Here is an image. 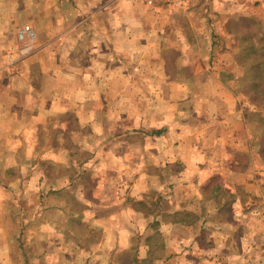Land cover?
I'll list each match as a JSON object with an SVG mask.
<instances>
[{"label": "crops", "instance_id": "1", "mask_svg": "<svg viewBox=\"0 0 264 264\" xmlns=\"http://www.w3.org/2000/svg\"><path fill=\"white\" fill-rule=\"evenodd\" d=\"M64 3L69 4L66 9H62ZM208 4L212 37L213 30L226 29V23L233 27L256 23L264 37V0H208ZM161 6H148L145 0H21L19 8L14 0H0V172L11 176L0 179V264H88L94 255L102 262L96 259L93 264H117L111 256L126 252L134 253L130 264L133 260L135 264H171L177 262L173 246L187 252L196 249L199 257L207 256L208 248L221 247L246 254L253 252L251 246L259 238L258 245L264 251V227L259 226L260 236L253 231L258 228L256 220L262 219L264 224V211L257 214L248 210L249 199L242 198V193L253 186H264L263 180H253L264 146L262 140L258 142L252 136L258 125L250 118L255 108H260L258 113L264 118V100L252 104L245 87L238 84L242 69L236 76V55L229 48L221 50L224 40L216 37L207 41L211 49L220 47L211 54L198 48L205 46L207 38L201 18L203 5L189 7L186 12L181 8L187 17L193 18L196 13L197 22L193 26L188 19V26L200 36H194L191 42L172 35L174 24L156 23L157 17H163ZM65 10L70 13L69 23H74L68 26V39L59 31L65 23L61 15ZM14 11L25 12L23 24L36 36L33 50L22 61L16 59V67L8 69L3 64L7 57L15 58L14 53L8 54L12 44L13 50L16 48L14 27L19 24L12 23ZM40 12L46 13L42 23ZM142 17L148 18V23H142ZM80 23L91 25L84 36L87 40L91 35L87 40L88 62L83 65L77 63L76 56L73 59L72 51L66 58L63 53L64 46L72 50V44L80 38L75 34ZM106 23L112 25L109 40L114 54L132 62L136 75L148 77L144 83L127 85L137 92L133 95L130 127L121 120L122 106L110 99V93L122 95L125 91V71L119 64H109L108 55L96 51V39L104 42L108 38L103 33ZM132 33L131 48L125 39ZM190 43L197 47L195 51ZM170 48L176 49L174 59L180 61L172 75L167 72L163 55ZM208 58L212 68L203 64ZM96 60L101 65L92 71ZM35 77L40 80L39 88L30 85ZM78 77L84 78L77 82ZM139 88L148 99L144 107L138 101L142 97ZM72 91H84L86 98L73 100ZM103 103L108 110L97 124L101 129L98 137H94L101 140V155L113 162V167H106L102 159L100 169L115 172L114 180L105 176L78 188L75 181L62 180L55 171L47 177L39 166L52 156L50 152L59 149L45 147L44 137L39 138L46 119L72 114L77 109H100ZM141 108L147 110L145 118L148 127L153 128L150 131L142 130L147 123ZM115 121L124 129L110 134L106 128ZM157 131L159 134H154ZM107 140H115L116 146L111 148ZM127 156L131 157L129 171L133 176L129 182L119 183L117 173L126 160L130 161ZM52 157L55 162V154ZM54 164L52 170H58ZM160 183L172 190L168 202L145 201L141 190L147 187L145 194L148 190L156 192ZM50 195L56 207L44 205ZM176 212L182 218L190 215L197 220L192 224L162 221L164 215ZM156 222L158 226L151 228ZM95 231L99 240L87 243L86 235ZM13 235H20V241L41 237L36 260L9 256L14 249ZM15 250L25 253L28 249L21 245ZM245 254H238L240 262H245ZM213 258L204 264H223L220 257ZM256 263L264 264V259ZM248 264H253L251 259Z\"/></svg>", "mask_w": 264, "mask_h": 264}, {"label": "rangeland", "instance_id": "2", "mask_svg": "<svg viewBox=\"0 0 264 264\" xmlns=\"http://www.w3.org/2000/svg\"><path fill=\"white\" fill-rule=\"evenodd\" d=\"M191 2V3H190ZM200 3H197V0H192L189 1L185 0L184 2V9L185 12L186 10L189 9V7H193V8H198L199 6L203 5L202 9L204 10V12H201V15H203L201 18L204 19L203 23L205 25V30H204V35L206 38L205 40V46L200 47V45H198V48L200 50H204L205 52H209L210 54L212 53V51L218 50L220 47L217 46L216 48L214 47V49H211V45L209 44L210 41H212V38H218L219 41H225L224 44L221 45V50H223L225 47L231 50L230 53L235 56V59L233 58L234 62H235V68H236V76L238 74L239 69H242V74L244 73V71L247 69V67L251 64H255V63H264V37L260 35V30L257 27L256 23H247L244 24L242 23V25H238V26H232V23L230 25V23H226V29L225 27H219L221 29H214L213 32L215 33V37H212L213 34L212 32L209 33L210 29V21L212 18H210L209 16V12L207 11V6L208 4V0H199ZM14 3L16 4V7H19L21 5V0H14ZM154 3H157V1H154ZM153 3V4H154ZM159 4H161L160 2H158ZM152 4V5H153ZM187 4V7H186ZM18 5V6H17ZM64 6L62 7V9H66L67 6H69V4L64 3ZM151 5V6H152ZM162 6V14L163 17L156 18V23H166L165 26L168 23H172L175 26L172 28V35L175 36L176 38L178 37H185V39H187L188 42L194 41V36H200V34L198 33V31H195V34L193 31H191V29L188 26V22L191 21L192 23H190L191 25L194 26V23H196L197 21L195 20V15L196 13H194V17L192 18L191 16L187 17L186 13L184 14V10L181 11L183 9L181 8H170L167 5L161 4ZM72 7V5H71ZM20 8V7H19ZM183 12V13H182ZM123 13V12H122ZM46 13L45 12H40V23H42V18L44 17ZM69 12L66 10L62 11L61 15L63 16L62 19L65 20V23H62L63 26L62 28L59 30L61 32V34L66 35L69 37V31H68V26L69 25H74V23H69L72 22L69 18ZM212 15V14H211ZM127 16V15H125ZM136 17V15H135ZM143 19H141L142 23H148L147 19L145 17H142ZM189 19V21H188ZM26 14L25 12H21V11H14L13 16H12V23H19L16 24L14 27V45L16 46V48L13 50L12 45L10 46V51H12L11 53L8 54V56H11L13 53V55L15 56V58H13L12 60H10L8 57L4 60V67L8 68V69H13L14 67H16V59L22 61L24 58H26V56L33 50L29 51L26 54H22L21 49L24 46L23 43L16 41V33L18 30H20L23 26H25L23 23H26ZM201 24V23H200ZM89 26H91L90 24H88ZM88 25L86 26L83 23H80V26L76 27L75 31L77 35H81L80 36V40L77 39L76 44H72V50H70L71 48H68L69 45L64 46V56L65 58L71 54H74L73 59L76 56V61L78 64L83 65L85 64L87 61V54L86 52L88 51V41H90V36L89 35V39L85 40L84 36L86 34H88L90 32V28L88 27ZM224 28V29H223ZM194 29V27L192 28ZM219 30V32H218ZM259 30V34H257ZM212 31V29H211ZM221 31V32H220ZM247 31V32H246ZM74 32V31H73ZM58 34V32H55ZM103 33L108 35L107 40H105L104 42H102L99 39H96V51L98 53L103 52V55H108L109 59L111 61H109V64H119L120 67H122V69L125 71L124 72V85H125V91H123L121 94L122 95H117L116 92L110 93L112 95H110V99H112V102L115 105H120L122 106V113L120 115H122L121 120H126L125 125L126 126H131L133 123V113H132V109H133V95H137V92L133 91V89L131 87H127V85H132V83L134 82L135 84H137V82H141L144 83V80H147L148 77L145 76H138L135 73L137 71H134V68L136 67L134 64H132V62H130L129 60H126L125 58H122L120 55L117 56L115 55V50L111 47V42L109 40V38H111L112 35V25L110 23H106V28L104 29ZM223 33V34H222ZM36 34V33H35ZM159 34V33H158ZM160 35V34H159ZM36 36V35H35ZM133 37V33L131 35V37H129L128 35H126V42ZM248 39L246 41V39ZM37 39V37H36ZM68 39V38H67ZM67 42V40H65ZM209 41V42H207ZM35 43V41H34ZM129 43V42H128ZM68 44V43H66ZM130 47L132 48L134 46L133 42L130 41ZM191 44V43H190ZM193 44V43H192ZM191 44V45H192ZM210 45V46H209ZM34 46V44H33ZM192 49L195 51V49L197 47H195V44L192 45ZM209 46V48H208ZM214 46V45H213ZM71 47V45H70ZM223 47V48H222ZM100 48V49H99ZM211 49V50H210ZM189 51L193 52L191 49H188ZM214 50V51H215ZM168 53L163 52L164 58L166 59L167 62V72L169 74H174V71L176 70V63H179L178 60L175 61L174 59V53L176 51V49L170 48V52L168 50H166ZM94 54V53H92ZM119 57V60H117V58ZM71 60V56L69 57ZM250 58V59H249ZM69 61V60H68ZM74 63V60H71ZM211 62V58H208L206 60L203 61V64L205 67H210L212 68V65H210ZM68 65V64H67ZM93 67L96 65L95 68L92 69V71H96L97 68L101 65V62H98L97 60L93 62ZM264 65V64H262ZM228 68H232V66H228ZM259 69V73H262L264 69V66L262 67H257ZM262 70V72H261ZM143 71V70H142ZM264 73V72H263ZM99 77V76H97ZM80 78H84V77H78L77 78V82L79 81ZM207 78V75L206 77ZM210 80H212L210 78ZM94 81V80H93ZM39 83L40 80L38 78L35 77V81L30 83V85L32 86H36L37 88H39ZM144 85V84H141ZM77 87H79V85H77ZM141 91V93H138L139 95L141 94V99H138V101H141V105L142 107L146 106L148 99L145 98L146 94L143 93L142 89L139 88ZM73 94V100H77V101H81L80 99H82L84 101V99L86 98L87 93L82 91H72ZM138 95V96H139ZM253 98H256L257 95L252 96ZM255 102H252V104H254ZM106 103H103L100 109H86V110H80L77 109L74 113L72 114H62L56 117H50L49 120L46 119V122L43 126V133L42 130H40L39 134V138L41 140V137H44L43 142L45 143V147L49 146V147H53L54 148H58V152H50V154L53 156L55 154V162H53V157H48L47 160H45L44 164L42 166H39V168L43 169V172L45 175H47V177L51 178L50 175L52 174V171H55V175L59 176L62 180L66 179H72V181H75V186L77 185L78 188H80L79 186H85L86 184H91L92 182H97L98 180L103 179L105 176L107 178H110L111 180H114V176L115 172L113 173H108L109 171H103L102 169H100V163L105 162L106 167H108V165H110L111 167H113V162L111 160V162L106 161V159L104 158V154L101 155V151L100 147L102 145L101 140H97L95 137H98V133L101 129H99V126L97 125L98 122L101 120L103 113L105 111H107L108 109L105 108ZM252 109V107H250ZM260 108L256 109V113H253L250 118L252 119L253 123H255V125H258V127L260 126V128L258 129L257 126H255L253 128L252 131V136H254V138L257 139L258 142H261L262 140V144L264 146V125H261V123L258 122V120L262 121V117L260 116V112L258 113ZM142 110V118L146 121L147 124H145V127L142 128L143 131H150L151 129H153L152 127H148V123L149 121L147 120V118H145V115H147V110ZM250 110V109H249ZM77 117V118H76ZM79 118V119H78ZM90 118H96L95 122L92 121ZM78 120V121H77ZM128 121V122H127ZM94 122V123H92ZM257 122V123H256ZM143 124V123H142ZM119 123H117V121L113 122L108 128H106V130L111 134V133H116L118 131H121L123 128V126H118ZM159 134V131L158 133ZM93 135V137H92ZM95 135V137H94ZM87 136H90V139L87 140ZM257 141L255 143H257ZM109 146L115 147L116 146V142L115 140H107ZM104 150V149H103ZM262 159H259V167L256 169V176L255 178H253V180H263V178L258 177V176H262L264 177V154L261 155ZM129 159L130 161L126 160ZM126 158H124L125 164L123 163V167L120 166V170L119 171V175L117 173V177L116 179H119V183H127L132 179L133 174L131 173V171H129L132 163H131V157L127 156ZM143 160H145L144 162H146L148 160V158L143 157ZM262 160V161H261ZM52 163H55L54 166L55 168L58 170L53 169L52 170ZM148 165V162H146ZM146 165V166H147ZM116 169L117 167V162L115 165ZM143 167V165H142ZM106 169V168H105ZM109 169V168H108ZM259 174V175H258ZM9 179L11 178L10 173H5V172H0V179ZM153 179V178H152ZM156 184V183H155ZM142 186L144 187V184H142ZM147 187H145V189L141 190L142 195H144L145 201H149L150 200H157V199H161L163 202L166 201L168 202L167 199L170 198V195L172 194V190L171 189H166L163 188V183H160L159 188L156 190V192H151V191H147L145 194V191ZM68 191H66L64 194L63 192L62 197L66 196V193ZM240 192V191H239ZM130 194V192L128 191L126 193V195ZM247 195V196H246ZM138 197V196H136ZM242 198H247V200L249 199V204L247 206L248 210L253 211L257 214H263L264 211V186H260V185H256L253 186L252 188L248 189L247 192H243L242 193ZM44 205L46 207H56L55 205H57L56 201L52 200V195L49 196L48 199L45 200ZM75 207V205L73 206ZM50 212V210L48 211ZM14 213H16V210H14ZM262 219H258L256 220V227L258 226V228H256V230L254 229L253 231H255V233H260V229L259 226L261 227V229H263L264 224L261 223ZM66 222V221H65ZM264 222V221H263ZM63 223V221H62ZM253 227L254 228V224L253 223ZM15 229V228H14ZM17 231V229H16ZM174 231V230H172ZM260 236V234H259ZM13 247L18 248L21 245H25V247L28 249L27 251H25V253H23L22 251L19 252L18 250H11L12 254L9 256L14 257L15 259L18 258V260L20 259H25V260H29V261H33L34 259H37V248L36 246L38 244H40L41 237L40 240L31 239V237L29 238H24L23 241H20V235L19 236H15L13 235ZM87 243L88 242H97L99 240V234L98 231H95L93 233H89L86 235V239ZM261 242V238L258 239L257 243L255 244L253 242V245L251 246L253 252H247L245 254L244 251H238L233 250L232 248L228 247V248H208L207 249V256H203V257H199L198 252L196 249L190 250V251H186V249H182L178 248L176 246L172 247V252L177 256V262L176 263H172L171 264H204V262L207 260L208 262H212L213 261V257L218 256L221 258L222 263L223 264H248L249 260L251 259V261L253 262V264H259L256 263L257 261L264 259V251L262 249H260V246L258 245V243ZM258 247V250L255 247ZM32 248V249H31ZM36 248V249H35ZM263 248H264V242H263ZM219 249L221 251H219ZM49 253H46V258L49 259ZM238 254L239 255H244L246 256V260L245 262H240V260H238ZM4 255V254H3ZM206 255V254H204ZM209 255V256H208ZM134 256L133 252H126L120 255H113V257L111 256V259L115 260V263L117 264H130L132 257ZM27 258V259H26ZM96 255L92 256V258H89L88 260V264H93V262L96 261ZM80 260H83L80 259ZM218 261V260H217ZM102 262L101 259L99 258L97 260V263Z\"/></svg>", "mask_w": 264, "mask_h": 264}, {"label": "trees", "instance_id": "3", "mask_svg": "<svg viewBox=\"0 0 264 264\" xmlns=\"http://www.w3.org/2000/svg\"><path fill=\"white\" fill-rule=\"evenodd\" d=\"M246 24V23H244ZM259 34V30L257 32ZM246 39V38H245ZM248 39H246L247 41ZM250 59V58H249ZM264 64V63H262ZM261 63H253L247 67L248 76L246 75L247 72L243 73L239 78H237L238 84H240L241 87H245V92L248 95L249 99L252 102H258L259 99L264 100V69L262 73H259V69L257 67H262ZM257 95L256 98H253L252 96ZM262 121L264 122V118H262ZM155 132L154 134H157ZM157 202V201H155ZM196 217H191L190 215H185L184 218H182V215L180 213H168L162 217V221L167 222L168 224H181L184 222H188L190 224L196 222ZM158 226V222L152 223L151 228H154ZM160 249V246H159ZM151 255V254H150ZM153 258L149 260H146L147 263H151ZM132 264H135V261H132Z\"/></svg>", "mask_w": 264, "mask_h": 264}, {"label": "built area", "instance_id": "4", "mask_svg": "<svg viewBox=\"0 0 264 264\" xmlns=\"http://www.w3.org/2000/svg\"><path fill=\"white\" fill-rule=\"evenodd\" d=\"M119 1H127V0H119ZM154 1L160 2L161 4L167 5L170 8L179 9L184 6L185 0H145L146 5L151 6ZM16 41L23 43V47L20 52L22 54H26L32 50L34 41H35V33L34 31L28 26H23L20 30L16 33Z\"/></svg>", "mask_w": 264, "mask_h": 264}]
</instances>
